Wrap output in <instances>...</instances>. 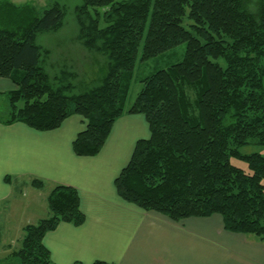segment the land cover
Returning a JSON list of instances; mask_svg holds the SVG:
<instances>
[{"label": "trees", "instance_id": "trees-1", "mask_svg": "<svg viewBox=\"0 0 264 264\" xmlns=\"http://www.w3.org/2000/svg\"><path fill=\"white\" fill-rule=\"evenodd\" d=\"M74 13V40L102 67L96 78L35 41L62 28L63 5L0 0V77L15 86L0 95V123L50 131L79 115L85 127L72 150L95 156L118 118L143 115L149 136L114 179L118 196L172 221L218 214L225 230L264 244V154L241 151L264 147V0H80ZM181 43V60L141 78L127 106L136 61ZM46 204L49 216L23 227L5 264H55L45 234L85 220L74 187L54 186Z\"/></svg>", "mask_w": 264, "mask_h": 264}, {"label": "crops", "instance_id": "crops-1", "mask_svg": "<svg viewBox=\"0 0 264 264\" xmlns=\"http://www.w3.org/2000/svg\"><path fill=\"white\" fill-rule=\"evenodd\" d=\"M14 87L0 77V95ZM84 127L79 115L50 131L20 122L0 123V202L17 192L18 180L44 198L21 219L16 238L0 240V264L19 247L26 224L49 216L46 197L56 185L78 191L85 220L78 226L61 222L45 234L42 241L55 264H264V244L253 235L225 230L218 214L172 221L117 195L114 179L129 161L135 142L149 136L143 115L118 118L95 156H77L72 150V141ZM33 179L41 180V187L32 186ZM30 195L33 201L35 194Z\"/></svg>", "mask_w": 264, "mask_h": 264}, {"label": "rangeland", "instance_id": "rangeland-1", "mask_svg": "<svg viewBox=\"0 0 264 264\" xmlns=\"http://www.w3.org/2000/svg\"><path fill=\"white\" fill-rule=\"evenodd\" d=\"M14 3H31L41 9L53 3H58L64 6V22L61 29L56 32L41 33L36 37V43L52 50V55L56 56L57 60L65 59L67 63L70 61H78L79 66H82L83 77H97L100 74V63L94 62L92 54L81 47L75 40L76 23L74 7L80 3V0H11ZM188 20H184V26L188 25ZM185 50V43L178 44L174 48L166 51L162 56L151 58L146 61H136L133 78L127 97V106L132 103L137 92L140 89V79L147 76L154 70L164 68L167 65L178 62L182 58ZM53 56V57H54ZM98 57V56H96ZM55 58V57H54ZM103 59V58H102ZM104 62V60H103ZM4 100L0 96V119L6 117L3 112ZM243 153L260 152L264 154V147L249 144L241 147ZM232 164L248 171L247 164L241 160L232 158ZM264 183V181H263ZM17 192H13L5 201L0 202V240L4 238H16L20 230L21 219L26 214L34 211L35 205L44 201L41 192L36 191L28 184L24 185L22 180H18L16 185ZM14 188V190H15ZM20 190V191H19ZM36 191V192H35ZM30 193L35 194L33 201L28 200L31 197ZM118 195V194H117ZM15 196V197H14ZM32 210V211H30ZM29 212V213H28ZM21 234V233H20ZM23 235V231H22ZM21 236V235H20ZM254 236V235H253ZM256 237V236H255ZM8 240V239H7ZM6 240V241H7ZM2 244V242H0ZM11 247L15 246L14 242H8ZM16 244V243H15ZM20 246V242L18 244ZM17 246V244H16Z\"/></svg>", "mask_w": 264, "mask_h": 264}]
</instances>
